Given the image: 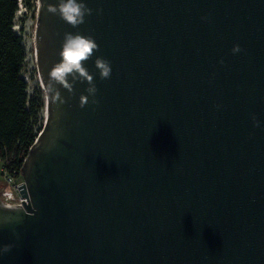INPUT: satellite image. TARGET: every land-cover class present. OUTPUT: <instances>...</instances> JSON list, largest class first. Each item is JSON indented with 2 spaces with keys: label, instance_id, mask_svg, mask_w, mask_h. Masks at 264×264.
<instances>
[{
  "label": "water",
  "instance_id": "water-1",
  "mask_svg": "<svg viewBox=\"0 0 264 264\" xmlns=\"http://www.w3.org/2000/svg\"><path fill=\"white\" fill-rule=\"evenodd\" d=\"M56 2L36 0L44 120L0 264H264V0H87L77 26ZM65 33L98 45L96 104L75 73L47 94Z\"/></svg>",
  "mask_w": 264,
  "mask_h": 264
},
{
  "label": "trees",
  "instance_id": "trees-1",
  "mask_svg": "<svg viewBox=\"0 0 264 264\" xmlns=\"http://www.w3.org/2000/svg\"><path fill=\"white\" fill-rule=\"evenodd\" d=\"M35 2L0 0V162L3 172L16 177L43 123L44 95L38 83L28 93L23 78L26 51L13 29L18 5L31 10Z\"/></svg>",
  "mask_w": 264,
  "mask_h": 264
},
{
  "label": "clouds",
  "instance_id": "clouds-1",
  "mask_svg": "<svg viewBox=\"0 0 264 264\" xmlns=\"http://www.w3.org/2000/svg\"><path fill=\"white\" fill-rule=\"evenodd\" d=\"M47 10L52 14H58L62 20L73 26L83 24L85 18L91 15L93 11L88 7L87 0H57L55 4H49ZM97 12H100V9H97ZM97 50L98 45L90 35H81L79 33L64 34L60 52L61 59L53 66L50 72L51 83L47 88V94L53 102H59L60 104L66 102L59 90L54 87V84H59L66 90L71 91L73 81H75L76 76H79L88 84L85 90L86 95L84 94L81 98L82 106L90 98L93 104L97 103L95 99L97 88L92 83L94 77L82 64V61H87ZM232 51L233 53H238L241 51V48L239 45H234ZM93 64L101 79H108L110 77L112 67L109 60L97 56ZM74 73L76 76H73V81H69L68 77ZM252 120L254 127H260L261 122L256 119L255 115L252 116ZM9 250L10 246H0V256Z\"/></svg>",
  "mask_w": 264,
  "mask_h": 264
},
{
  "label": "rangeland",
  "instance_id": "rangeland-1",
  "mask_svg": "<svg viewBox=\"0 0 264 264\" xmlns=\"http://www.w3.org/2000/svg\"><path fill=\"white\" fill-rule=\"evenodd\" d=\"M36 2L34 8L31 10H25L21 3L18 5V12L16 15V22L14 25V31L22 37L23 44L26 51V63L23 70V78L28 84V93L31 95L34 89V83L37 82V75L35 71L34 63V50L31 47V38L33 36L35 25V12ZM42 121L44 120V111H42ZM2 163L0 162V184L2 183Z\"/></svg>",
  "mask_w": 264,
  "mask_h": 264
},
{
  "label": "built area",
  "instance_id": "built-area-1",
  "mask_svg": "<svg viewBox=\"0 0 264 264\" xmlns=\"http://www.w3.org/2000/svg\"><path fill=\"white\" fill-rule=\"evenodd\" d=\"M20 2V0H19ZM21 175L12 176L6 172L2 173V183L0 185V197L10 206L15 207L18 204L23 208L22 201L26 203V199L22 198L17 185L22 184Z\"/></svg>",
  "mask_w": 264,
  "mask_h": 264
},
{
  "label": "bare ground",
  "instance_id": "bare-ground-1",
  "mask_svg": "<svg viewBox=\"0 0 264 264\" xmlns=\"http://www.w3.org/2000/svg\"><path fill=\"white\" fill-rule=\"evenodd\" d=\"M30 43H31L32 50H34V46H33V36H32V38H31Z\"/></svg>",
  "mask_w": 264,
  "mask_h": 264
}]
</instances>
